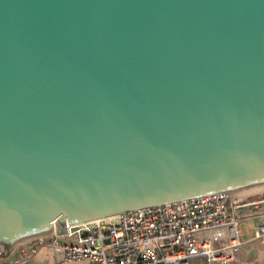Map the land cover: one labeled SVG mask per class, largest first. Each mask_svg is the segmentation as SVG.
Masks as SVG:
<instances>
[{
  "label": "water",
  "instance_id": "water-1",
  "mask_svg": "<svg viewBox=\"0 0 264 264\" xmlns=\"http://www.w3.org/2000/svg\"><path fill=\"white\" fill-rule=\"evenodd\" d=\"M264 184V0H0V245Z\"/></svg>",
  "mask_w": 264,
  "mask_h": 264
},
{
  "label": "built area",
  "instance_id": "built-area-1",
  "mask_svg": "<svg viewBox=\"0 0 264 264\" xmlns=\"http://www.w3.org/2000/svg\"><path fill=\"white\" fill-rule=\"evenodd\" d=\"M257 219L264 239V195L220 192L70 224L0 245V262L30 264L43 247L57 261L81 264H237L246 243L242 224Z\"/></svg>",
  "mask_w": 264,
  "mask_h": 264
},
{
  "label": "crops",
  "instance_id": "crops-1",
  "mask_svg": "<svg viewBox=\"0 0 264 264\" xmlns=\"http://www.w3.org/2000/svg\"><path fill=\"white\" fill-rule=\"evenodd\" d=\"M257 219H249L242 224L243 237L246 240L237 264H264V239L255 237ZM0 264H9L0 262ZM30 264H81L79 261H57L50 247H43Z\"/></svg>",
  "mask_w": 264,
  "mask_h": 264
},
{
  "label": "bare ground",
  "instance_id": "bare-ground-1",
  "mask_svg": "<svg viewBox=\"0 0 264 264\" xmlns=\"http://www.w3.org/2000/svg\"><path fill=\"white\" fill-rule=\"evenodd\" d=\"M264 189V184L263 185H258V186H253V187H248V188H243V189H238V190H233L230 191L231 193L239 196V197H246L250 195V193L253 194V192Z\"/></svg>",
  "mask_w": 264,
  "mask_h": 264
},
{
  "label": "rangeland",
  "instance_id": "rangeland-1",
  "mask_svg": "<svg viewBox=\"0 0 264 264\" xmlns=\"http://www.w3.org/2000/svg\"><path fill=\"white\" fill-rule=\"evenodd\" d=\"M253 194H263L264 195V189H260V190H257L255 192H253ZM252 193H250V195H253ZM195 264H208L206 261L202 260V259H196L194 261Z\"/></svg>",
  "mask_w": 264,
  "mask_h": 264
}]
</instances>
